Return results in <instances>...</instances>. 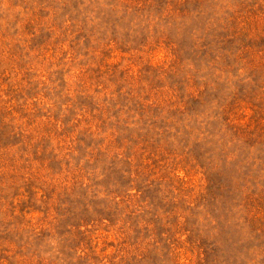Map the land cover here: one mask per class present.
Here are the masks:
<instances>
[{
	"label": "rangeland",
	"instance_id": "1",
	"mask_svg": "<svg viewBox=\"0 0 264 264\" xmlns=\"http://www.w3.org/2000/svg\"><path fill=\"white\" fill-rule=\"evenodd\" d=\"M0 264H264V0H0Z\"/></svg>",
	"mask_w": 264,
	"mask_h": 264
}]
</instances>
